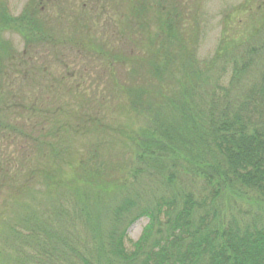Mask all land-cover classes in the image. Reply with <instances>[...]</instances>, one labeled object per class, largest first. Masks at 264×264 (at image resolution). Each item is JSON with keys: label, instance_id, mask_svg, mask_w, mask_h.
Wrapping results in <instances>:
<instances>
[{"label": "trees", "instance_id": "trees-1", "mask_svg": "<svg viewBox=\"0 0 264 264\" xmlns=\"http://www.w3.org/2000/svg\"><path fill=\"white\" fill-rule=\"evenodd\" d=\"M164 8L160 20L168 28L179 12ZM180 38L172 30L152 53L157 81L170 78L173 86L154 88L146 101V92L137 90L134 108L144 124L134 131L125 168L105 170L98 150L73 157L67 125L45 135L42 123L31 118L32 135L15 130L23 139L16 151L21 161L2 153L1 182L7 187L11 172L15 179L25 174L22 198L41 179L55 204L2 219L6 264H264V28L232 49L219 46L203 63L171 49L181 46ZM90 42L79 43L78 54L117 62L116 50L103 43L96 51ZM40 99L29 106L46 121L51 112ZM94 119L81 116L82 128L90 129ZM37 125L40 140L54 141V156L74 165L71 178L54 167L32 168L29 144L40 142L32 137ZM0 131L6 128L0 125ZM116 172L119 177L112 176ZM142 219L148 223L128 247L127 232Z\"/></svg>", "mask_w": 264, "mask_h": 264}, {"label": "rangeland", "instance_id": "rangeland-1", "mask_svg": "<svg viewBox=\"0 0 264 264\" xmlns=\"http://www.w3.org/2000/svg\"><path fill=\"white\" fill-rule=\"evenodd\" d=\"M168 4L167 0H0V125L6 128L0 131V156L6 152L21 161L16 151L23 139L15 130L23 128L32 135V118L42 123L45 135L58 125H67L66 145L76 159L98 150L96 160L102 168H125L134 151V131L144 124L134 108L137 90L146 92L142 95L146 101L154 88L173 86L172 79L157 81L152 72V53L158 51L159 41L172 30L180 31L182 44L171 49L183 50L182 54L187 52L203 63L213 58L219 46L232 49L258 27L264 28V0H168ZM164 6L179 12V21L169 20L168 28L160 20ZM27 22L39 35L34 37ZM85 39L93 41L90 47L96 51L103 43L116 50L117 62L82 57L78 48ZM29 45L31 51H27ZM41 97L46 102L40 106L51 112L46 121H42V111L29 106ZM83 115L97 120L87 131L81 125ZM35 127L32 137L40 140L43 133ZM48 139H41L35 148L33 141L29 144L32 168L54 167L71 178L74 165L72 169L54 156V141ZM13 177L11 172L7 187L0 177V246L8 237L2 219L16 220L26 211L55 204V196L41 179L32 192L19 197L26 176ZM66 191L69 197L71 190ZM147 223L142 219L128 230V247L138 241ZM7 258L0 255V264H6Z\"/></svg>", "mask_w": 264, "mask_h": 264}, {"label": "flooded vegetation", "instance_id": "flooded-vegetation-1", "mask_svg": "<svg viewBox=\"0 0 264 264\" xmlns=\"http://www.w3.org/2000/svg\"><path fill=\"white\" fill-rule=\"evenodd\" d=\"M43 1V0H42ZM56 2L58 1V0H55Z\"/></svg>", "mask_w": 264, "mask_h": 264}]
</instances>
